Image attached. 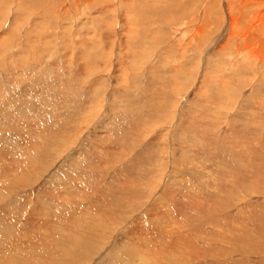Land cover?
Segmentation results:
<instances>
[{
  "label": "rangeland",
  "instance_id": "374dc122",
  "mask_svg": "<svg viewBox=\"0 0 264 264\" xmlns=\"http://www.w3.org/2000/svg\"><path fill=\"white\" fill-rule=\"evenodd\" d=\"M169 1L0 0V264H264V69Z\"/></svg>",
  "mask_w": 264,
  "mask_h": 264
},
{
  "label": "bare ground",
  "instance_id": "6f19581e",
  "mask_svg": "<svg viewBox=\"0 0 264 264\" xmlns=\"http://www.w3.org/2000/svg\"><path fill=\"white\" fill-rule=\"evenodd\" d=\"M55 1H58V5H60L59 8L61 9L58 11L61 12L67 10V8L71 9L72 7H76L79 9L83 8L85 10L86 8L88 9L89 6H92L93 8L95 6L101 5V7L104 9L118 8V11L120 9H123L125 10V14H126L132 12V9L136 7L139 8L144 6L145 9L155 11L154 10L155 8L156 10L159 11V9H161V7H163L165 4L169 6L168 5L169 0H55ZM177 1L178 2L176 3V6L183 8L181 10L179 9L180 12L183 14V19H181V21L186 20L187 14H185V12L188 7L192 8L196 4L202 5L200 7H202L201 9H203L201 12L205 13L204 16L200 18L194 17L192 20L188 22L190 25H192L191 27L194 29H191L190 27L187 26L191 30H196L195 34L197 33V35L194 36L195 38L193 37L194 38L193 40L196 42L199 39L201 40L204 32H207L206 30L209 27V25H213L212 21H214L216 17V16L214 17V14H212V11L213 13H215L213 9L214 4H210L211 0H177ZM234 1L220 0V5L218 7L216 6L217 8H219L220 11L221 6L223 5L222 7L224 11L222 10L223 13L222 15L219 14L221 18V22H219L218 20L219 18L216 19L217 23H219L220 26L218 27V30H216L218 31V33H216L217 35L211 40V44H210L212 47L211 51L213 50V48L217 49L216 46H219L218 47L219 53L225 52L226 54L227 52L229 54L227 57L230 59L229 61H231V65L237 62L235 60L241 59L243 60L244 63H246V65L252 71L253 69H255L256 71L257 70L256 68H258L259 66L264 69V0H238L237 2ZM50 3H52V0H50ZM162 3H164V5H162ZM97 11L100 12L101 10H97ZM199 12L198 14L200 16ZM131 20L132 18H130V16L126 14V17L123 18L122 21H120V24L123 23L122 26L125 27L127 24L130 23L132 24ZM99 22L102 23L101 24L102 26L104 25L103 20ZM216 25L218 26V24ZM184 29L185 26L175 28L173 32L175 36L178 35L180 36L179 37L180 39L182 38L181 42H183L186 38L188 39V41L189 39L192 40V38L188 37L187 34L184 32ZM232 46H234V48Z\"/></svg>",
  "mask_w": 264,
  "mask_h": 264
}]
</instances>
